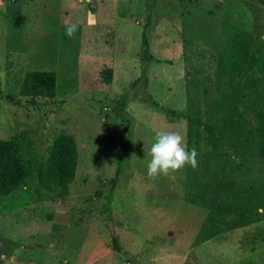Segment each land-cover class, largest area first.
Returning a JSON list of instances; mask_svg holds the SVG:
<instances>
[{
    "label": "rangeland",
    "instance_id": "rangeland-1",
    "mask_svg": "<svg viewBox=\"0 0 264 264\" xmlns=\"http://www.w3.org/2000/svg\"><path fill=\"white\" fill-rule=\"evenodd\" d=\"M29 70L55 72L53 98L19 94ZM141 72L116 111L114 95ZM143 89L158 106L140 100ZM165 108L193 111L212 133ZM258 112L264 6L255 1L0 0V139L24 133L41 162L68 133L77 154L65 196L40 190L35 174L0 196V264H264V222L245 227L264 219V202L258 212L253 203L264 197ZM160 129L184 134L198 167L150 180Z\"/></svg>",
    "mask_w": 264,
    "mask_h": 264
},
{
    "label": "trees",
    "instance_id": "trees-1",
    "mask_svg": "<svg viewBox=\"0 0 264 264\" xmlns=\"http://www.w3.org/2000/svg\"><path fill=\"white\" fill-rule=\"evenodd\" d=\"M257 2L264 6V0H247ZM254 41H251L253 44ZM141 59L148 60L151 58L147 50V41L144 30L140 35ZM253 53L250 49L246 51V67L251 65ZM141 72L138 77L130 81L126 89L114 95V109L120 111L126 105L130 94L129 89L133 88L137 81L143 77ZM55 72L50 70H29L22 77L18 92L22 96L31 98H53L55 88ZM108 82V79L105 78ZM145 79H143V86ZM137 94L142 102L150 106L158 104L146 92ZM6 99L11 100L9 96ZM165 113L171 118H182L186 122L202 127V129L211 134V128L202 121L193 111L175 110L165 108ZM254 131L257 136V157L264 159V112H258L254 118ZM77 162L74 138L71 134L62 133L53 138L46 149V157L39 162L33 153L31 141L24 133L10 136L7 139H0V196H5L17 189L19 186L26 185L32 175H36V184L40 190L47 194H53L57 197H63L67 194V185L72 181ZM121 157L115 161V170L110 189L114 187L115 176L119 171ZM111 246L114 250L119 251L120 247L114 237L111 238Z\"/></svg>",
    "mask_w": 264,
    "mask_h": 264
},
{
    "label": "clouds",
    "instance_id": "clouds-1",
    "mask_svg": "<svg viewBox=\"0 0 264 264\" xmlns=\"http://www.w3.org/2000/svg\"><path fill=\"white\" fill-rule=\"evenodd\" d=\"M78 24L69 23L65 27V35L73 37ZM149 155L151 159L146 165L147 177L155 181L161 176L167 177L185 166L198 167V152L195 147L189 149L185 135L180 131L160 129L154 133Z\"/></svg>",
    "mask_w": 264,
    "mask_h": 264
},
{
    "label": "crops",
    "instance_id": "crops-1",
    "mask_svg": "<svg viewBox=\"0 0 264 264\" xmlns=\"http://www.w3.org/2000/svg\"><path fill=\"white\" fill-rule=\"evenodd\" d=\"M260 201L259 202H253L254 203V206L256 208V211L258 212V205H260V203L264 202V197H262L261 199H259ZM263 200V201H262ZM258 220V219H257ZM255 221L254 223H251V224H248V225H245V227H258V224L264 222V219H261V220H258V221ZM254 224V225H253ZM261 241V240H260ZM261 243H264V241H261Z\"/></svg>",
    "mask_w": 264,
    "mask_h": 264
}]
</instances>
